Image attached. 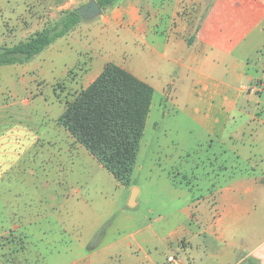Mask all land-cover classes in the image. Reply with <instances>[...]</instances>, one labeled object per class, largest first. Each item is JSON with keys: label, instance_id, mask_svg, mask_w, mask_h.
Instances as JSON below:
<instances>
[{"label": "crops", "instance_id": "obj_1", "mask_svg": "<svg viewBox=\"0 0 264 264\" xmlns=\"http://www.w3.org/2000/svg\"><path fill=\"white\" fill-rule=\"evenodd\" d=\"M193 1L118 0L98 25L81 30L96 41L70 97L109 63L153 89L145 129L157 134L156 147L142 139L133 173L144 185L132 179L122 186L58 125L72 101L66 92L54 95L64 107L53 116V102L22 81L25 68L11 74L14 83H0V264H166L180 252L190 264H264V94L243 90L264 80V0H209L191 31ZM187 4L193 9L186 13ZM13 21L3 22L1 39L9 38ZM137 41L139 71L127 60ZM56 82L48 83L52 93ZM179 120L188 124L186 139L200 129L207 142L204 176L194 143L164 141ZM151 192L181 208L153 221L144 216L138 226L119 197L127 193L125 209L133 211ZM44 244L51 245L48 255Z\"/></svg>", "mask_w": 264, "mask_h": 264}, {"label": "trees", "instance_id": "obj_2", "mask_svg": "<svg viewBox=\"0 0 264 264\" xmlns=\"http://www.w3.org/2000/svg\"><path fill=\"white\" fill-rule=\"evenodd\" d=\"M117 1L96 0L102 11ZM76 11L66 12L55 24L24 41L0 46V66L27 63L68 35L83 21ZM152 97L153 89L148 84L109 63L86 89L66 103L57 123L118 183L129 188Z\"/></svg>", "mask_w": 264, "mask_h": 264}, {"label": "rangeland", "instance_id": "obj_3", "mask_svg": "<svg viewBox=\"0 0 264 264\" xmlns=\"http://www.w3.org/2000/svg\"><path fill=\"white\" fill-rule=\"evenodd\" d=\"M90 0H0V6H14L16 9L14 12L12 11H0V30H4L3 28V22L8 19H14V21L7 25H15L9 28H6V30L10 31L9 38L1 39L0 38V46H12L14 44L19 43L20 41H24L28 39L30 36L35 34L36 32L42 30L43 28L50 27L53 24H55L61 17L64 16L66 12L77 10L81 8L82 6L86 5ZM198 1V8L194 12V15L196 18L194 19L193 23L191 24V31L194 29V25L198 24L200 17L203 13V10L208 6L209 0H197ZM195 3V0L192 2V4ZM14 8V9H15ZM191 8L193 9L192 5H186V9L183 10V12H191ZM189 9V10H188ZM106 11V10H105ZM14 13L15 17L12 16ZM19 15L20 23H14L17 20V16ZM99 18L93 19L91 21H81V23L68 35L64 36L63 38L58 39L54 44H52L54 47L57 48V51H52V45L45 49L42 53L35 56L32 60H30L27 63L24 64H18L16 66H12L10 68H4L5 66H0V78L2 81L0 83L5 84H12L15 82L14 76L11 74L18 73L20 69H26L27 74L22 77V81L24 82H31V88L32 90L36 87V93H42L43 97L46 98L47 101L53 102V109L52 114L53 116H57L58 114V107H61V109L64 107V103H57L55 102V96L57 98H60L58 96L64 97L66 96L65 92L67 93V98L71 101L73 100L72 95H74V92L78 90L76 89V85H78L80 78L83 76L84 73H87L88 67H90V64H92L91 61H89L85 55L86 50L91 49V45L94 41H96V38L86 33L85 31H81L84 26H93L98 25L100 23ZM14 23V24H13ZM80 30V31H79ZM14 32V35L12 36ZM82 33H79V32ZM99 31V29H98ZM77 32L74 34L73 33ZM71 34V35H70ZM73 36V37H72ZM100 38L99 36L97 37ZM130 45V44H129ZM141 48V42L137 41L135 44L132 45L131 50L127 52L129 54L127 56V60L129 61V64L136 68L138 71L141 69V63H142V57L140 58L141 52H138ZM48 49L50 50V53L48 52ZM59 49V50H58ZM113 49V48H112ZM118 52L115 54V57L120 58L122 55V50L120 46H117ZM116 51V47L114 49V52ZM87 52V51H86ZM100 50L97 53H93L94 55H99ZM126 54V55H127ZM126 60V59H125ZM125 60H123L125 62ZM101 63V62H100ZM116 64V63H115ZM72 65V66H71ZM53 80H57V82L53 85V92L50 91L49 84ZM76 82V83H74ZM260 82H264V80H261ZM41 84L40 85H38ZM43 83V84H42ZM73 83V86L70 85ZM258 83V82H257ZM255 83V84H257ZM7 84V85H8ZM74 87V89H71ZM78 87V86H77ZM39 89H41L39 91ZM75 90V91H74ZM19 94L22 95L23 91L20 89ZM53 94V95H52ZM51 97L52 99L48 98ZM62 101V100H61ZM65 102V100L63 101ZM61 115V114H60ZM176 126L177 132L175 134L172 133L171 136H169L167 139H164L165 142L168 141H187L189 140L190 143L187 144V146L192 147V143H194L195 147H193L191 150L196 149L198 155L197 159L201 163H203L198 170L199 175L204 176L203 169L206 166L205 162V156L204 152L207 150V142L204 141V137L202 134V131L200 129H197L194 138L191 135L190 138L186 139L185 137L188 135V124L184 122L183 120H179L178 122L171 124ZM149 140L151 143V148L156 147V138L157 134L152 132L150 128H146L144 132V140ZM143 152V150H141ZM191 153V152H188ZM187 153V154H188ZM186 154V155H187ZM190 159L195 158V155H190ZM12 160V154H7L5 156V162H9ZM142 157L139 155V163H141ZM26 160L25 162H27ZM7 166V165H6ZM180 170V169H179ZM132 179L139 183L140 185H144L146 183L145 178L143 175L140 174H134L132 176ZM204 183L207 185V182L204 180L200 182L201 185ZM209 187H205L204 189H207ZM195 189V188H194ZM199 189L196 191L194 190V193L198 195ZM153 191V190H152ZM127 197V193L119 197L118 206L121 209H124L125 212L131 216H134L138 221V226H143L141 220L143 221L144 216H147L149 218V221H153L158 213L161 212H167V213H173L177 209L181 208V205H178V203L174 202V204H171L173 202L169 201L168 198L164 195H158L156 192H151L150 194L145 197L142 196L143 204L140 205L136 210L129 211L128 209H125V200ZM161 200L164 201L165 209L163 210ZM167 205L168 208H167ZM153 209V213L148 214L146 210L148 208ZM136 221V222H137ZM146 223V222H145ZM44 250H46V255H48L49 250H51V245H43ZM53 250V249H52ZM180 255L182 259L185 261L186 264H190V259L188 258L187 252H180Z\"/></svg>", "mask_w": 264, "mask_h": 264}, {"label": "water", "instance_id": "obj_4", "mask_svg": "<svg viewBox=\"0 0 264 264\" xmlns=\"http://www.w3.org/2000/svg\"><path fill=\"white\" fill-rule=\"evenodd\" d=\"M77 14L83 21H91L98 18L102 14V9L96 2V0H90L86 5L77 9ZM134 199V193L132 194L131 200Z\"/></svg>", "mask_w": 264, "mask_h": 264}, {"label": "built area", "instance_id": "obj_5", "mask_svg": "<svg viewBox=\"0 0 264 264\" xmlns=\"http://www.w3.org/2000/svg\"><path fill=\"white\" fill-rule=\"evenodd\" d=\"M243 90L251 94H256V93L264 94V82H258L257 84L244 87ZM166 264H186V263L182 259V257L177 256L175 254H171L166 258Z\"/></svg>", "mask_w": 264, "mask_h": 264}]
</instances>
